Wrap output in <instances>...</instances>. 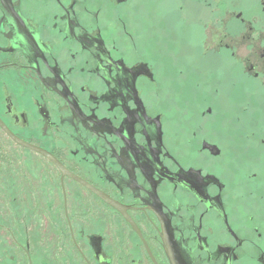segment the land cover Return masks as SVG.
Here are the masks:
<instances>
[{
    "label": "flooded vegetation",
    "instance_id": "1",
    "mask_svg": "<svg viewBox=\"0 0 264 264\" xmlns=\"http://www.w3.org/2000/svg\"><path fill=\"white\" fill-rule=\"evenodd\" d=\"M222 1L191 63L162 0H0V264H264V0Z\"/></svg>",
    "mask_w": 264,
    "mask_h": 264
},
{
    "label": "rangeland",
    "instance_id": "2",
    "mask_svg": "<svg viewBox=\"0 0 264 264\" xmlns=\"http://www.w3.org/2000/svg\"><path fill=\"white\" fill-rule=\"evenodd\" d=\"M230 1L232 0H229V2ZM175 3L176 0H162L160 4L165 18L164 35L161 37L162 44H160V46L162 45L161 49L164 51V55H172L181 60L193 63L198 60L203 52L202 48L199 46L201 45L200 42L205 41V45H202L205 49L213 48L215 47L214 39L217 41L223 34L216 25L221 15L219 13H224L222 8L227 5L222 0H207V4L203 2L201 5L194 1L181 0L179 6H185V10L178 11L175 10ZM246 7H248V5ZM216 9H218L219 12L216 11ZM261 9L262 6L257 3L254 4L253 7H250V10H246L245 8V17L252 19L253 15L261 11ZM205 11H207L208 16L201 22L200 20L202 18L200 17L207 15ZM262 39H264V34L262 35ZM263 49L264 44L254 47H245V58L251 56V61L255 62L256 56L260 55ZM211 63L214 64L215 60H211ZM224 64L229 65L230 63L227 61L224 62ZM247 66H249V63L245 59L246 77L243 87L240 90H264V77L259 81L247 78ZM220 86V89L228 90L224 82Z\"/></svg>",
    "mask_w": 264,
    "mask_h": 264
},
{
    "label": "water",
    "instance_id": "3",
    "mask_svg": "<svg viewBox=\"0 0 264 264\" xmlns=\"http://www.w3.org/2000/svg\"><path fill=\"white\" fill-rule=\"evenodd\" d=\"M22 146H24V147H27V148H30V149H32V150H35V151H37V152H39V153H41L42 155H44V156H46V157H48L50 160H52L58 167H62L61 165H60V163L52 156V155H50L49 153H47V152H45V151H43V150H41V149H39V148H36V147H34V146H32V145H29V144H27V143H24V142H22V141H19V140H17ZM97 194H99L104 200H106V201H109V200H107V197H105V196H103V195H101L100 193H98V192H96ZM110 202V201H109ZM111 203V202H110Z\"/></svg>",
    "mask_w": 264,
    "mask_h": 264
}]
</instances>
